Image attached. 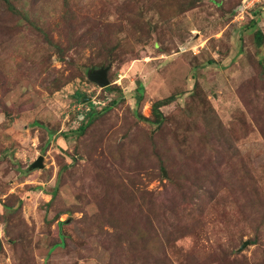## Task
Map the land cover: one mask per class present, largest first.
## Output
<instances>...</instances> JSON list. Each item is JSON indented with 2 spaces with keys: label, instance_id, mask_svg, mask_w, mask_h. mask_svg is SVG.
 <instances>
[{
  "label": "rangeland",
  "instance_id": "1",
  "mask_svg": "<svg viewBox=\"0 0 264 264\" xmlns=\"http://www.w3.org/2000/svg\"><path fill=\"white\" fill-rule=\"evenodd\" d=\"M12 3L27 21L0 0V264H264V0ZM73 19L58 62L34 26L65 46ZM105 22L128 52L112 90L83 73Z\"/></svg>",
  "mask_w": 264,
  "mask_h": 264
},
{
  "label": "trees",
  "instance_id": "2",
  "mask_svg": "<svg viewBox=\"0 0 264 264\" xmlns=\"http://www.w3.org/2000/svg\"><path fill=\"white\" fill-rule=\"evenodd\" d=\"M14 0H3V6L5 7V9L7 10L8 13H10L11 15H15L20 17V20H25L27 21V17L24 13H21L19 10L16 9V7L14 6V4L12 3ZM180 2L182 1V4H180L181 10L182 12H186L188 10H191L192 8L196 7L202 0H179ZM68 7V0H63V9ZM254 16H258V13L254 12ZM75 17V16H74ZM65 20V24H67V18H64ZM69 20V19H68ZM76 19L72 20V24H69V29L67 25H64L63 27L65 28V32L66 35L64 38V43L66 44L65 46L60 42V31L59 25H55L52 29H49V33L45 32V30L39 29L37 27L34 26L35 29L39 30L42 33V36L44 37V40L47 42V44L49 45L50 49L52 50L53 54L56 56L57 61L58 62H63L65 56H67V52L70 50V48L72 49L73 46H79L80 42L78 39H75L74 35L77 33L78 31V25H74L76 23ZM256 20L254 21V24L256 23ZM105 26V30L101 31L98 33L97 35V41H96V48L97 50L103 54V58L102 60L99 62V64L97 66H87V67H83V73L84 75L87 76V73L90 70H95V69H100V68H105L107 66H110L113 62L120 60L124 54H128L127 51H121V53H117V50L119 48H121L122 43L120 41H115L114 44L110 43L107 36H104L103 34L108 35V33L106 32L107 27L109 26L108 22H105L103 27ZM117 26H121V24H118ZM85 28V26H82ZM152 24L151 23H146L145 27H141V31L144 32L145 34H148L150 31H152ZM90 33L94 34V32L92 31L91 28H88V30ZM53 32H57L58 34V38L53 40L51 34ZM62 36V34H61ZM94 37V35H91ZM255 41L256 44L258 46H260L263 43L264 40V34L260 31L257 30L255 32ZM74 40H73V39ZM110 70V68H109ZM78 72H79V68H78ZM80 73V72H79ZM109 73V71H108ZM107 73V76H108ZM63 78V77H62ZM62 78L56 80L53 84V89H58L61 84H63V80ZM109 79V76H108ZM88 81V80H87ZM111 88L113 87H106L104 89L107 90H112ZM137 95H139L138 97H141V94L139 92H137ZM76 101H79L81 98H83V94H81L79 91H77L75 94H73L72 96ZM171 97H169L168 99L165 100H161V101H157L152 105V113L155 117V121L150 123H155L158 126L162 123L163 121V115L160 111V108L166 104H168L170 102ZM90 106L89 111L85 114L84 120H83V124L75 130L70 131L69 133H65L64 136L67 139L70 134H77L79 136L83 135L84 132L86 131V127L91 124L95 118L97 117V112L94 110V107L91 105V103L88 104ZM142 118V120H145L147 122H149L147 119L143 118V117H139ZM65 168V167H63ZM58 189L57 187H55V190H53L51 192V199H54L57 195ZM65 222H58V238L60 243L58 245H63L64 242V233L62 232L61 226L64 224ZM57 246V245H55Z\"/></svg>",
  "mask_w": 264,
  "mask_h": 264
},
{
  "label": "water",
  "instance_id": "3",
  "mask_svg": "<svg viewBox=\"0 0 264 264\" xmlns=\"http://www.w3.org/2000/svg\"><path fill=\"white\" fill-rule=\"evenodd\" d=\"M110 66H107L105 68L90 70L87 73V80L91 82L92 84L96 85L100 89H104L110 85L107 73L109 71ZM36 169H43V157L39 156L37 159L29 166V170H36ZM247 245L246 242H244L241 247L239 248V251H242L244 247Z\"/></svg>",
  "mask_w": 264,
  "mask_h": 264
}]
</instances>
